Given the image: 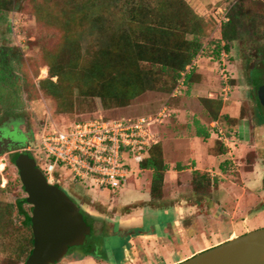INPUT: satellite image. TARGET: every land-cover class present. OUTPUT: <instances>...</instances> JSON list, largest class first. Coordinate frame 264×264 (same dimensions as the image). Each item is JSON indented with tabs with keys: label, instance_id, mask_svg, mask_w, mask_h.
I'll use <instances>...</instances> for the list:
<instances>
[{
	"label": "rangeland",
	"instance_id": "374dc122",
	"mask_svg": "<svg viewBox=\"0 0 264 264\" xmlns=\"http://www.w3.org/2000/svg\"><path fill=\"white\" fill-rule=\"evenodd\" d=\"M53 1L54 2H51L48 6H43L45 3L41 4L40 0H22L18 3L19 5L15 11L4 12L0 16V49L9 55V60L13 67V70L10 68V75H5V78L3 77L2 80L0 79V129H3L2 133L5 139H12L16 143H22L20 144L21 153L24 152L25 148H28V145L39 147L43 132L49 131V129L52 128L66 131L77 123L91 121L101 117L105 120H136L142 117H154L156 114L166 109L165 118H161V123L155 124L153 128H151V135L156 138V141L160 142L159 135L164 132L162 126H165V122L169 118V109L166 105L169 106L170 103L178 102L182 99L187 100L188 104L193 106L195 113L185 120L175 116L172 117L170 128L173 135H169L168 137L179 138L185 136L190 139H187L188 141L183 143L181 150L180 148H176V146L182 143L180 141H175L173 143L171 140L169 144L167 143L164 146L165 161L166 164L169 165V170L175 168L180 171L184 168L188 169L193 166H197L199 170H206L208 167L213 168L212 164L214 163L218 165L220 162L224 163L229 160L236 164H238L239 161L243 162L241 170L246 172L252 168L251 165L255 164V162L258 164L256 167V174L259 175L260 179L257 182L259 189L256 191L250 187L243 188V171H239L238 175H226V177H222L220 180L222 182L220 189L223 193L226 192L227 196L224 195L225 193L221 194L217 192V198L220 197V199L232 200V203L230 202L229 207H227L228 209L224 210H233L236 200L239 199L242 193L246 194V196L252 194L253 198L256 197V199L252 200V205H248V201L250 200L248 199L249 197H246L247 199L242 202V209H240L235 219L230 220L231 214L229 212L227 214L229 217L225 216L222 221H219L216 214H211L210 211H207L202 205L198 207L195 213L183 215L180 220H173L174 217H172V219L170 217L171 221L167 222L166 218L163 217L161 220L156 221L157 223H154V221L150 219L152 224L147 223L146 228H155L150 238H159L157 241L160 242V245H171L173 248V251L170 253L171 256H153L151 251H149L151 248H149V252H146V250L140 251L143 255L137 253L136 256H130L125 263H118L180 264L183 262H181L184 258L183 254L188 252L185 256V258H187L186 260L200 254L192 249V245L190 246L191 249L184 245V233L188 235H200L199 238H201V234H203L204 237L208 239V245H210L220 241L224 236L223 232L225 236H228L232 230H235L238 234H242L240 236H243L250 232L263 229L264 141H260L261 138L259 137H261V135H255V142H251V149L249 150L247 146L248 134L247 131L242 128L246 124L239 121V116L240 118L244 117L248 122L247 125H249L251 131L254 132L257 131L259 133L264 128V125L262 128V125H259L256 119L255 93L249 83L250 72L258 67L261 61L255 53L256 44H254L249 37H245L243 40L236 42L230 55H223L220 62L212 61L208 55V51H205L206 53L200 58H197L198 72H204L206 67L210 70L208 75L205 72L208 85H210L209 88L205 85L207 93H203V87H201V85L198 87L193 86L190 89L183 87V90H180L181 93H179V96L174 99L169 95H160L158 92H147L136 100L131 101L130 105L126 108L104 110L98 99L83 97L79 91L75 89V87L79 85L77 81L78 74L65 79L64 86H71V90L60 98H52V96H50L51 91L46 90V87L42 89L41 83L46 81L49 77L48 70L45 68L48 63L58 62L67 69L69 60H73L75 64L74 59L78 57V62L75 67L76 70H80L89 62L87 57L88 52L90 54L94 49L100 48L106 44L104 35L101 34L93 24V18L96 14L102 15L103 25L106 29H109L108 31L114 30L117 27H125L122 12L119 8L120 4L117 3V0H108L103 6L102 13L99 12L98 9H94L93 6H90L86 12V22L78 24L76 21L77 15L74 16L73 13L72 16H70L69 14L73 12V4L77 5L86 0ZM134 1L136 4L145 5L151 9H156L159 5V0ZM238 1L241 0H186L187 5L191 9H195L196 12H194L207 24L208 28L205 30V35L201 37V42L204 46H206L209 41H217V39L221 37V27L226 22L225 19L228 20L227 15L231 8ZM252 1L253 0H246L247 9L251 12H253V10L260 11V7L255 5ZM74 18L75 22L68 32L69 40L72 42V47H70L69 51L65 47L67 42H65L64 38L68 33L65 32L66 28L62 26V20L65 23H69L70 20ZM192 38L190 34L185 35V39L188 41ZM75 45H78L79 52H73V47ZM259 72L262 73V75L264 74V70ZM56 80V78L51 79L54 83H56ZM209 93L214 94L217 99L223 101V115L218 119V123L227 134V137L223 141H218V143L215 142V151L218 152L220 148L219 143H222L224 146H232L237 140L232 139V136L234 135L236 137L237 132L240 133L239 136L242 138V143L239 142L238 146H233V154L231 157L220 159H214L212 156L209 157L207 152H204L207 147L203 145L201 140L194 138L196 136L195 132H198L199 129L207 130L211 132V134L213 133V131L210 130L211 128H208L211 123H213L212 120L204 114L198 106V102ZM225 115L229 116L231 119L225 120ZM183 124L185 125L184 128L179 127V125ZM192 138H194V140ZM198 145H201L200 148ZM195 148L197 152L192 154ZM13 153H16L13 149L11 152L0 153L1 188L9 184L6 186V191L0 193V203L4 206H12L9 224L13 228L12 233H14L15 238L20 239L22 234H26L27 231L23 229L22 225L24 218L18 213L16 205L18 201L25 199L27 195L20 188L21 183L17 169L11 164L10 159ZM256 154L259 155V158L258 160L256 159L257 161H254ZM236 164H234L233 167L236 166ZM129 165L133 173L132 180H134V182H128L117 189L103 190L96 186H94L93 189H85L66 183V185H62L61 188L72 200L85 199L87 202H90L91 199H99L100 202L105 204H115V202L121 204V200L126 203H131L138 200L149 199L148 192L153 177L152 170H145L143 172L140 169V165L133 162ZM216 170H218L217 167ZM64 174L71 179L72 173L70 171L65 170ZM228 177H230L229 182L231 186L227 183ZM174 179L175 178L171 175L167 176L166 187L168 190L169 187H173L171 183ZM153 203L154 202H151V204ZM95 205L96 204H94V206ZM245 205H248L249 208H243ZM22 207L25 213L31 217L32 207L27 204H23ZM140 224L143 223H140V219H137L123 225L138 226ZM3 225H7V222H3ZM96 225L99 227L98 224ZM215 225L217 228L221 226L220 230L222 231L220 232L222 234L218 235L215 231L211 230ZM166 232L168 233L167 235H165ZM92 237L93 233L90 237L86 238L85 245L83 246L89 247V245L95 242L102 249L100 253H105V251H107L106 246L103 250V241L105 240L99 237ZM111 238H113V244H111L116 247L117 252H119V240L115 239V237ZM4 243L6 244V241H4ZM149 246L151 247L150 244ZM10 251L13 254V250ZM70 251L71 249L69 252ZM14 256L13 254V257ZM76 257L77 259H82L83 255H76ZM2 260L3 258L0 255V264H2ZM71 260L70 258L64 259L61 261V264H67ZM15 264H23V262H15ZM79 264L87 263L83 261ZM98 264H101V262Z\"/></svg>",
	"mask_w": 264,
	"mask_h": 264
},
{
	"label": "trees",
	"instance_id": "16d2710c",
	"mask_svg": "<svg viewBox=\"0 0 264 264\" xmlns=\"http://www.w3.org/2000/svg\"><path fill=\"white\" fill-rule=\"evenodd\" d=\"M20 1L22 0H0V16L4 12L15 11ZM40 1L41 4L45 3L43 6L54 2L53 0ZM107 1L86 0L77 5L73 4V12L69 15L72 16L74 13V16L77 15L78 24H83L86 22V12L90 6L102 13L103 6ZM252 2L261 10L251 12L247 9L246 0L238 1L227 15L228 20L221 27V37L217 41H209L204 46L201 37L205 35L207 24L187 5L186 0H159L156 9L136 4L134 0H117L125 27H117L108 31L109 29L103 25L102 15L96 14L93 24L104 35L106 44L94 49L90 54L88 52L89 62L80 70H76L75 67L78 57L74 59L75 64L73 60H69L67 69L58 62L48 63L45 68L48 70L49 77L41 83V87L50 90L52 98H60L71 90V86H64L65 79L78 74L79 85L75 89L83 97L98 99L104 110L126 108L131 101L147 92H158L160 95H169L174 99L179 96H174V93L181 74L197 58L206 53L205 51H208L212 61L220 62L223 53L230 55L236 42L249 37L256 44L255 53L261 60L259 66L250 72L249 83L255 93V116L259 125L263 126L264 110L257 93L258 89L264 85V74L259 72L264 70V0H253ZM74 22L75 18L71 19L69 23L62 20V26L66 28L65 32L70 31ZM187 34L193 37L189 41L185 39ZM65 36L64 40L67 42L65 47L70 51L72 42L69 40V33ZM73 52H79L78 45L73 47ZM197 66L196 63L190 74L186 76L184 87L190 89L201 84L202 76L198 74ZM10 68L13 70L9 55L0 49L1 80L3 77L5 78V75H10ZM52 78L57 79L56 83L51 81ZM201 103L204 105L205 114L212 122H218L222 116L220 112L223 101L203 98ZM224 118L229 120L228 116ZM203 131L207 130H198L200 134ZM219 144L218 153L226 155L229 149L222 143ZM20 154L21 151L13 153L10 159L11 164L14 165ZM140 169L153 171L150 194L153 199H161L167 166L160 143L148 151L145 160L140 164ZM131 181L132 178L128 182ZM8 185L1 188L0 184V193H4ZM192 185L196 192L210 191L211 174L196 172L193 174ZM54 186L61 188V185ZM20 188L23 190L21 185ZM23 204H26L25 200L18 201L16 206L18 213L24 218L22 226L27 233L22 234L20 239H16L12 233L13 228L9 224L12 206H4L0 203L2 264H15L19 261L25 264L33 249L31 217L23 210ZM3 222H7V225L4 226ZM10 250H13L14 257Z\"/></svg>",
	"mask_w": 264,
	"mask_h": 264
},
{
	"label": "crops",
	"instance_id": "0c3cea01",
	"mask_svg": "<svg viewBox=\"0 0 264 264\" xmlns=\"http://www.w3.org/2000/svg\"><path fill=\"white\" fill-rule=\"evenodd\" d=\"M193 10L196 12L195 9ZM209 71L210 70H208L206 67V69H204V72H198V74L202 76V81H201V84L196 85V86L198 87L201 85V87H203V93H207L206 92L207 90L205 89V85L207 86V88L210 87V85H208V79H206V76L208 75ZM205 72L207 73V75L205 74ZM203 98L205 99L207 98L211 100L217 99V97L212 93H209L207 96H204ZM166 106L169 109L168 111L169 118L166 120L165 126H162V128L164 129V132L159 135L164 161H165L164 146L167 143L169 144L171 140L173 141V143L175 141L177 142L180 141L182 143L179 146H176V148L177 149L180 148L181 150L183 143L185 141H188L187 139H190V138H186L185 136L179 137V138H172L171 136L168 137L169 135H173L172 130L170 128L172 117L175 116L179 119L185 120L189 118L190 116H192L193 113H195V109H193V106L191 104L190 105L188 104L187 100L181 99L178 102L170 103L169 106L168 105ZM198 106H199V109L203 111L205 114L204 105L201 103V101L198 102ZM222 108H223V103H222ZM220 113L221 115H223L222 109ZM239 121H242L243 124H246L242 128L246 130L248 134L247 146L249 147V150L251 149L250 148L251 142L252 143L255 142V135L256 136H258V134L261 135V137H259L261 138L260 141H264L263 126H262L263 129L258 133L257 131L256 132L251 131L250 129L251 127L247 125L248 122L246 119L241 120L239 116ZM179 127L184 128L185 125L184 124L179 125ZM258 128H261V127H258ZM195 134L196 136L194 138L201 140L203 145L207 147L206 150H204V152H207L208 156L209 157L212 156L214 157V159L231 157V155L233 154L232 153L233 146H236V145L238 146L239 142L242 143V138L239 136L240 133L237 132V135L235 133L236 137L233 136L232 139L234 140L237 139V140L234 144H232V146L229 145L230 147L229 149L231 150V152L229 150V152L226 155H221L217 151H215V148H214L215 142H218L217 136L214 133L211 134V132L203 131L201 132V134L200 132H195ZM206 134L209 136L208 137L205 136ZM194 138L192 139L194 140ZM200 146L201 145H198L199 148ZM195 152H197L196 148L192 151V154H195ZM258 158H259V155L256 154L254 161H257ZM230 162L232 161L228 160V162H224V163L220 162L218 165L214 163L212 164L213 168L208 167L206 170H199L197 166H193V167H189L188 169L184 168L183 170L179 171L175 168L173 170H169L170 169L169 165H167L165 161V164L167 166V171H166L165 178H164V188H163L161 199L152 198L150 194V190H151V184H150V189L148 192L149 199L138 200V201H134L131 203H126V202H123V200H121V204L116 203V202L115 204H112V203L105 204L103 202H100L99 199H91L90 202H87L85 199H73V201L77 203L81 209H84L92 217V219H98L99 221H101L98 223V226H99L98 230H99V233H101L100 238H102L103 240L106 239L105 244H103L104 246L103 250L107 247L106 248L107 251L103 253L102 257L105 258L109 264L125 263L130 256H136L137 253H141L140 251H144V250H146V252L151 251V254L153 256H158V257L167 256L168 257V256H171L170 253L173 251V248L169 244L160 245V242L157 241L159 238L154 237L155 240L150 238L152 235V231H155V228H152V227L146 228L147 223L152 224V221L150 219H152L154 223L158 220H161L163 217L166 218L167 222L171 221L172 217H174L173 220H180L183 215H187L188 213H195L198 207L202 205L205 207L207 211H210L211 214H216V217L218 218L219 221H222V219H224L225 216L229 217V215H227L229 212L231 214L230 220H233L236 218V215L239 213L240 209H242L241 205H242V202L245 199H247L246 197H249L248 199L250 200L248 201L249 203L248 205H252V200L256 199V197L253 198L252 194L250 196H246V194L242 193L239 199L236 200L235 202L236 204L233 210L232 209L231 211L224 210V209H228L227 207H229L230 202L232 203V200L231 199H220V197L217 198V195H216L217 192H220L221 194L225 193L224 195L227 196V193L226 192L223 193V191L220 189V185L222 184L220 180L222 179V177H226V175H238L239 171H243L241 170L243 166V162L239 161L238 164H236L235 162H232V163ZM234 164H236V166L233 167ZM257 165H258L257 162H255V164L251 165L252 167L251 169L247 170L246 172L243 171L244 173L243 188L250 187L251 189L255 191L259 189L257 182L259 181L260 177L259 175L256 174ZM216 167L218 170H216ZM142 171L144 172L145 170H142ZM196 172H200V173L208 172L211 174L210 191L196 192L193 189V185H192L193 174H195ZM169 175L173 176V178L175 179L171 183L173 187H169V190H168L166 187V180H167V176ZM229 178L230 177H228L227 179V183H229L231 186V183L229 182ZM132 182H134V180H132L130 183ZM151 202H154V203L151 204ZM94 204L96 205L94 206ZM248 205L247 206L245 205V207L243 208L248 207ZM137 219H140V223H143V224H140L138 226L136 225L135 226L133 225L124 226L123 225L127 222H131ZM213 228L211 230L215 231L216 234L218 235L222 234L220 232L222 231L220 230L221 226L217 228L215 225ZM167 234L168 233L166 232L165 235ZM184 235H183V238H185L184 245H186L189 249H191L190 246L192 245V249L196 253H202L206 250H209L218 245H221L231 239H235L236 237H239L242 234H238L235 230H232V232L229 233L228 236H225V233L223 232V235H224L223 238L220 241L216 242L215 244H210V245H208V239L204 237L203 234H201V238H199L200 235L197 236L196 234L188 235L184 233ZM111 237H115V239L119 240L120 242L119 249H118L119 252H117L116 247L112 245L113 238ZM149 244L151 245V247L149 246ZM149 248L151 249L149 250ZM101 250H102L101 248H99L98 250L99 257H101V253H100ZM116 253L119 255H117ZM187 253L183 254L184 258L183 260H181V262L187 259L185 258Z\"/></svg>",
	"mask_w": 264,
	"mask_h": 264
},
{
	"label": "built area",
	"instance_id": "2783aa9c",
	"mask_svg": "<svg viewBox=\"0 0 264 264\" xmlns=\"http://www.w3.org/2000/svg\"><path fill=\"white\" fill-rule=\"evenodd\" d=\"M223 55L226 54H222L221 59ZM196 63L195 60L181 74L174 96L181 93L185 78ZM165 112L166 109L154 117L136 120H105L101 117L77 123L66 131L52 128L43 132L39 147L30 145L24 151L33 156L50 185L117 189L133 176L129 164H142L148 151L160 143L151 135V128L161 123ZM210 127L218 141L227 137L218 122L211 123ZM225 147L229 149V145ZM65 170L72 173L71 179L64 174Z\"/></svg>",
	"mask_w": 264,
	"mask_h": 264
},
{
	"label": "water",
	"instance_id": "95a60500",
	"mask_svg": "<svg viewBox=\"0 0 264 264\" xmlns=\"http://www.w3.org/2000/svg\"><path fill=\"white\" fill-rule=\"evenodd\" d=\"M264 110V85L258 89ZM14 152L20 144L4 139ZM1 153V152H0ZM19 180L32 207L30 218L34 246L25 264H59L74 247L82 246L92 234L81 208L58 186L48 184L44 174L27 151L14 163ZM22 201V200H21ZM180 264H264V228L231 239Z\"/></svg>",
	"mask_w": 264,
	"mask_h": 264
},
{
	"label": "flooded vegetation",
	"instance_id": "af4514ba",
	"mask_svg": "<svg viewBox=\"0 0 264 264\" xmlns=\"http://www.w3.org/2000/svg\"><path fill=\"white\" fill-rule=\"evenodd\" d=\"M3 129H0V152H11L12 151V146L11 144H4V134L2 133ZM19 144H22L21 142H19ZM30 145H28L29 147ZM81 213L84 216V220L86 222V224L90 227H92V233H93V237H99L101 233H99L98 227L96 224L99 223L98 219H92V217L84 210L81 209ZM106 240V239H104ZM103 244H105V241H103ZM85 245V242L84 244ZM79 246V247H74L71 249V251L65 255L64 259L70 258L72 259L70 262H68L67 264H79L83 261H86L87 264H98L99 262H101V264H109L105 258H103V254H101V257L98 256V250H99V245L95 242H93L91 245H89V247H84V246ZM76 255H83L82 259H77ZM63 259V260H64ZM61 264V262L59 263Z\"/></svg>",
	"mask_w": 264,
	"mask_h": 264
}]
</instances>
